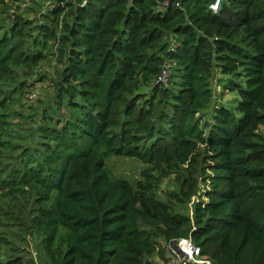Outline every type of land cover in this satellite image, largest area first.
I'll return each mask as SVG.
<instances>
[{
    "label": "trees",
    "instance_id": "obj_1",
    "mask_svg": "<svg viewBox=\"0 0 264 264\" xmlns=\"http://www.w3.org/2000/svg\"><path fill=\"white\" fill-rule=\"evenodd\" d=\"M21 1L0 0V13ZM209 4L51 0L41 23L15 16L0 34V84L39 71L48 57L56 63L60 114L37 128L35 166L3 177L14 147L0 125V201L34 196L47 264H149L164 259L161 241L199 250L183 264H264V0H220L215 12ZM216 72L235 94L227 105L214 102ZM109 157L148 171L131 184L107 169ZM184 167L186 191L170 197L185 203L198 192L191 216L152 191L150 173Z\"/></svg>",
    "mask_w": 264,
    "mask_h": 264
},
{
    "label": "rangeland",
    "instance_id": "obj_2",
    "mask_svg": "<svg viewBox=\"0 0 264 264\" xmlns=\"http://www.w3.org/2000/svg\"><path fill=\"white\" fill-rule=\"evenodd\" d=\"M50 2L51 0H22L6 13H0V34L9 28L15 16L31 19L34 24L41 23L42 15L47 12ZM32 36H36V33L34 32ZM48 43L50 46L51 42ZM27 46L32 45L28 44ZM169 67L170 65L165 69L169 70ZM40 68L39 71L29 74L27 77L21 70L18 73L17 81L0 84V103L2 104L0 115L3 113L4 107L8 106V113H5L4 117L6 124H1L3 117L0 116V125L5 132L6 140L14 147L12 151L4 153L3 171L1 170L4 178L8 177L13 170L35 166L41 160V144H39L37 128L44 125V121H48L47 124L52 125L53 120L60 114L53 102L54 93L51 82L56 63L52 57H48ZM167 74L166 84L169 83L171 77L170 70ZM39 75L43 77L40 79ZM223 78L226 77H222L217 72L214 74L212 92L216 97L214 102L227 105L234 100L235 94L223 90V82H220ZM258 132L264 137V127H261ZM105 164L115 177L127 180L131 184L141 179L142 174L148 171L146 166L134 159L109 157ZM200 168L198 164L196 169H192L197 179L201 174ZM188 173L186 167L181 168L180 174L166 169L150 173L158 182L152 190L154 196L169 205L173 211L185 216L192 215L194 204L198 199V192L205 187L203 183H200V177L198 192L191 197L189 202L179 203L176 197L171 198V195H179L180 192L186 191L183 187L182 177L187 178ZM35 211L33 195H19L0 201V260L19 257L24 260L25 264L48 263L43 249V237L34 226L37 217ZM159 248L166 250L164 259L155 255L148 259L149 264H183L197 261L195 257H189L185 253L187 250L182 242L165 244L161 241Z\"/></svg>",
    "mask_w": 264,
    "mask_h": 264
},
{
    "label": "built area",
    "instance_id": "obj_3",
    "mask_svg": "<svg viewBox=\"0 0 264 264\" xmlns=\"http://www.w3.org/2000/svg\"><path fill=\"white\" fill-rule=\"evenodd\" d=\"M210 1V4H209V10L215 12L218 5H219V2L220 0H209ZM167 74L166 72L163 70V72L161 73V75L159 76L158 78V81L160 83H162L163 85L166 84L167 82ZM179 242H182L183 243V246H185L187 252H185L189 257H197L198 254H199V250L194 247L190 242L188 241H179ZM179 242H174V243H179ZM172 244V243H171Z\"/></svg>",
    "mask_w": 264,
    "mask_h": 264
}]
</instances>
